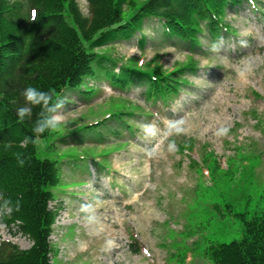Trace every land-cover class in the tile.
<instances>
[{
  "label": "rangeland",
  "instance_id": "rangeland-1",
  "mask_svg": "<svg viewBox=\"0 0 264 264\" xmlns=\"http://www.w3.org/2000/svg\"><path fill=\"white\" fill-rule=\"evenodd\" d=\"M225 11L233 30L218 42L205 29L198 45L164 40L151 19L144 48L137 33L96 50L117 72L196 65L173 74L176 89L160 85L167 96L147 98L148 83L113 85L104 69L63 93L52 114L61 126L38 139L39 156L60 165L53 264H214L211 241L244 234L236 214H264V0ZM8 239L32 245L23 234Z\"/></svg>",
  "mask_w": 264,
  "mask_h": 264
},
{
  "label": "trees",
  "instance_id": "trees-1",
  "mask_svg": "<svg viewBox=\"0 0 264 264\" xmlns=\"http://www.w3.org/2000/svg\"><path fill=\"white\" fill-rule=\"evenodd\" d=\"M89 1L91 16L86 17L75 0H0V222L20 220V230L34 241L27 250L4 242L0 264H51L49 236L56 213L49 207V187L58 184L60 173L56 161L37 153L38 138L51 131H32L42 114L51 113L35 105L30 116L18 120L16 108L24 104L21 90L28 85L52 90L55 103L64 91L94 76L97 66H105L97 47L132 37L151 19L162 23L164 37L197 44L203 22L217 33L225 6L240 0H144L139 5L135 0ZM123 69V77L110 70L107 76L127 86L128 76L141 73L154 80L153 95L160 94V81H169L168 75ZM6 207L10 212H4ZM242 221L240 239L208 247L215 264H264V215L242 214Z\"/></svg>",
  "mask_w": 264,
  "mask_h": 264
},
{
  "label": "clouds",
  "instance_id": "clouds-1",
  "mask_svg": "<svg viewBox=\"0 0 264 264\" xmlns=\"http://www.w3.org/2000/svg\"><path fill=\"white\" fill-rule=\"evenodd\" d=\"M21 95L24 98L23 106H18L16 108V116L20 121H24L26 116H30L32 113V107L35 105H40L42 109L46 110L47 113H55L56 108L62 105V101L57 100V102H52L53 92L52 90H41L38 87L28 85L21 90ZM61 115L57 113L55 115H43L37 120L32 131L36 134L44 133L47 131H54L61 126ZM179 131V129H177ZM227 128H222L219 130L220 134H226ZM27 139V137H26ZM170 148H174V145H170ZM18 163L20 165L24 164V160L19 156L17 157ZM87 208L88 206H83Z\"/></svg>",
  "mask_w": 264,
  "mask_h": 264
},
{
  "label": "bare ground",
  "instance_id": "bare-ground-1",
  "mask_svg": "<svg viewBox=\"0 0 264 264\" xmlns=\"http://www.w3.org/2000/svg\"><path fill=\"white\" fill-rule=\"evenodd\" d=\"M115 246V245H114ZM86 247V245H84V244H82V245H79L78 247H77V249H84Z\"/></svg>",
  "mask_w": 264,
  "mask_h": 264
}]
</instances>
